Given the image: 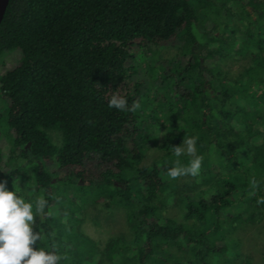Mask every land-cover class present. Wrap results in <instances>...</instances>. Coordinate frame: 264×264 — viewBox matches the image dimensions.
<instances>
[{
	"label": "trees",
	"instance_id": "trees-1",
	"mask_svg": "<svg viewBox=\"0 0 264 264\" xmlns=\"http://www.w3.org/2000/svg\"><path fill=\"white\" fill-rule=\"evenodd\" d=\"M12 52L0 96L23 162L0 161V181L48 201L33 247L54 245L60 264H252L234 233L264 216V0H10L0 60ZM228 58L242 60L235 73ZM117 91L139 108H109ZM190 137L202 157L192 187L167 175L190 164L172 149ZM151 144L162 152L145 164ZM86 187L127 209L131 238L101 248L78 230Z\"/></svg>",
	"mask_w": 264,
	"mask_h": 264
},
{
	"label": "rangeland",
	"instance_id": "rangeland-1",
	"mask_svg": "<svg viewBox=\"0 0 264 264\" xmlns=\"http://www.w3.org/2000/svg\"><path fill=\"white\" fill-rule=\"evenodd\" d=\"M179 52L178 47H169L163 50L162 56L166 58H174ZM18 58V52H12L5 54L0 64L3 66H10L15 63ZM242 60L228 58L222 64L226 70L233 71L235 73L239 68ZM148 65V62L142 64L143 68ZM148 73L146 72V75ZM151 75V73L149 74ZM5 102L0 96V122H3V126L0 127V154L1 163H5L7 167L14 168L16 164H21L23 158L13 160L16 156L15 153H11V144L8 141V125H7V107L4 105ZM7 126V127H6ZM160 134V130L158 131ZM161 150L155 144H151L146 153L144 163L151 164L154 160L158 159ZM13 158V159H12ZM16 159V158H15ZM9 160V161H8ZM13 160V161H12ZM197 177V176H196ZM190 175L180 176L179 182L182 186L192 185L195 183V178ZM29 186H32L30 182H23L17 179L13 185H7L8 190L14 191L15 187L18 193L28 192ZM205 186L201 187L202 189ZM65 189V187H63ZM67 192L71 196L79 195L75 188L66 187ZM91 188V190H90ZM82 197L86 199L87 203L83 206L81 211V221L78 223V230L91 238L97 240L100 243L101 248L114 237H122L129 239L133 235L132 223L127 218V209L123 206H117L115 203L105 204L104 201L94 203L96 194H94V188L86 187L85 192H81ZM80 195V196H81ZM169 215L175 217L178 221H183V215L179 210V207L172 205L169 210ZM237 238L241 241V260L245 256L251 258L252 264H264V216L261 220L252 223L244 224L238 228L234 233ZM96 264H112L108 259L102 257L96 259Z\"/></svg>",
	"mask_w": 264,
	"mask_h": 264
},
{
	"label": "clouds",
	"instance_id": "clouds-1",
	"mask_svg": "<svg viewBox=\"0 0 264 264\" xmlns=\"http://www.w3.org/2000/svg\"><path fill=\"white\" fill-rule=\"evenodd\" d=\"M119 89V88H118ZM139 102L133 101L131 105L125 96L118 91L111 95L108 107L121 112H135ZM174 155L182 154L192 156L187 167L176 165L169 168L167 175L176 179L183 175L196 177L199 175L202 157L195 155V137L183 139V142L172 147ZM255 186L256 181H251ZM264 203V200L258 201ZM48 201L43 197L25 200L16 190H8L7 184L0 181V264H60L65 257L53 245L50 249L33 247L37 241L47 239L41 231H34L35 218L45 212Z\"/></svg>",
	"mask_w": 264,
	"mask_h": 264
},
{
	"label": "water",
	"instance_id": "water-1",
	"mask_svg": "<svg viewBox=\"0 0 264 264\" xmlns=\"http://www.w3.org/2000/svg\"><path fill=\"white\" fill-rule=\"evenodd\" d=\"M10 0H0V23L2 22Z\"/></svg>",
	"mask_w": 264,
	"mask_h": 264
}]
</instances>
